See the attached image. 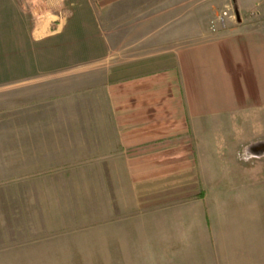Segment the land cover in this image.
<instances>
[{"label":"crops","instance_id":"0c3cea01","mask_svg":"<svg viewBox=\"0 0 264 264\" xmlns=\"http://www.w3.org/2000/svg\"><path fill=\"white\" fill-rule=\"evenodd\" d=\"M220 2L46 0L33 17L0 0L8 213L32 199L17 183L45 184V216L86 184L107 205L90 215L111 217L105 262L264 264V132L248 127L264 122V34L193 31ZM21 135L46 138L37 162L17 161Z\"/></svg>","mask_w":264,"mask_h":264},{"label":"rangeland","instance_id":"374dc122","mask_svg":"<svg viewBox=\"0 0 264 264\" xmlns=\"http://www.w3.org/2000/svg\"><path fill=\"white\" fill-rule=\"evenodd\" d=\"M232 1L237 17L240 16V19L230 20L226 29L211 32V20L206 16H196L197 22H193V31H199L203 36L208 34L221 36L231 29L247 28L254 33L264 34V0H243L246 9L242 10L236 6L235 0ZM222 5L223 1L221 0L216 7L217 13ZM193 7L197 6L194 4ZM194 15H198V13L196 12ZM251 114H255L256 118L249 119L251 120L248 126L250 131L263 133L264 122L259 118L262 113L252 112ZM238 131L244 132L245 128L238 129ZM45 139L44 136L36 135L17 136V145L21 150L26 151L17 152V161L37 162L39 151L41 148H45V146L42 147ZM48 146L54 147L53 142ZM31 176H35V174ZM18 184H16L17 193L23 192L25 188L29 192L31 188L32 199L24 200L22 197L17 199L15 216L8 213V201L6 199L0 201V264H115L105 262L107 259L104 257L105 249L102 246L105 235L110 232V228L104 225L111 223L109 221L111 217L90 215L92 211L101 213L107 208L101 194L96 193L95 197L89 198L91 194L89 195L87 192L86 184H80V191L73 194L70 191L73 185L66 184L64 188H68L71 192L67 191L69 197L74 196L75 198L69 200L66 198V192L64 194L57 192L63 203L59 210L65 214L45 216L42 213L43 209H40L39 206L38 193H35L38 190L41 191L40 186H45V184L36 183V186L34 183L31 185ZM6 191L1 190V192ZM27 203H31L32 207H28ZM69 203L74 205L77 203L79 206L71 208ZM93 203L97 206L95 209L91 207ZM19 205L21 206L19 207ZM64 205L69 207L63 208Z\"/></svg>","mask_w":264,"mask_h":264},{"label":"built area","instance_id":"2783aa9c","mask_svg":"<svg viewBox=\"0 0 264 264\" xmlns=\"http://www.w3.org/2000/svg\"><path fill=\"white\" fill-rule=\"evenodd\" d=\"M26 6L33 17H40L45 11L46 0H19ZM220 11L210 21L211 32H218L227 28L230 20H236L237 14L232 0H222Z\"/></svg>","mask_w":264,"mask_h":264}]
</instances>
